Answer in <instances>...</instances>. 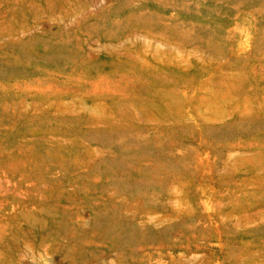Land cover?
<instances>
[{
    "label": "rangeland",
    "instance_id": "374dc122",
    "mask_svg": "<svg viewBox=\"0 0 264 264\" xmlns=\"http://www.w3.org/2000/svg\"><path fill=\"white\" fill-rule=\"evenodd\" d=\"M0 264H264V0H0Z\"/></svg>",
    "mask_w": 264,
    "mask_h": 264
}]
</instances>
